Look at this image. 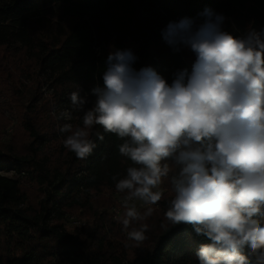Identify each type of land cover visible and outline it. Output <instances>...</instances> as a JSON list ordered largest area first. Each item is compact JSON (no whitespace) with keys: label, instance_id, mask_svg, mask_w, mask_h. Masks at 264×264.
Listing matches in <instances>:
<instances>
[{"label":"clouds","instance_id":"1","mask_svg":"<svg viewBox=\"0 0 264 264\" xmlns=\"http://www.w3.org/2000/svg\"><path fill=\"white\" fill-rule=\"evenodd\" d=\"M200 17L162 30L173 51L194 56L171 83L150 66L136 69L131 49L111 45L102 83L72 92L71 111L60 114L71 120L82 112V123L59 131L81 160L96 147V125L123 141L119 153L130 164L112 179L129 240L147 239L145 221L168 180L172 198L160 227L190 225L205 241L198 264H264V29L249 25L234 35L222 13L205 8Z\"/></svg>","mask_w":264,"mask_h":264},{"label":"trees","instance_id":"2","mask_svg":"<svg viewBox=\"0 0 264 264\" xmlns=\"http://www.w3.org/2000/svg\"><path fill=\"white\" fill-rule=\"evenodd\" d=\"M205 8L227 17L225 29L234 35L249 25L264 29V0H0V49L39 60L59 113L71 109L72 92L85 95L102 83L111 45L131 49L136 69L150 66L171 83L172 73L190 69L194 56L173 51L162 30L184 17L201 19ZM33 110L23 111L17 135L0 141V264H198L195 253L205 241L190 225L160 227L172 198L168 180L145 221L147 239L137 245L108 212L118 194L112 177H122L130 164L119 153L123 141L96 125V147L78 159ZM82 115L73 113L71 124L80 125ZM74 214L91 218L90 229L72 224L69 230L65 221Z\"/></svg>","mask_w":264,"mask_h":264},{"label":"rangeland","instance_id":"3","mask_svg":"<svg viewBox=\"0 0 264 264\" xmlns=\"http://www.w3.org/2000/svg\"><path fill=\"white\" fill-rule=\"evenodd\" d=\"M72 20V18H69L67 24ZM38 62V59H29L21 53H16L14 50L0 49V80L4 77L7 79L5 82H0V141L4 142L11 138L12 135H17L20 130L23 111L30 109L34 111L33 107H36L38 110L37 116L40 119L38 123L48 133L55 132L59 134V142L64 147L63 139L66 134L61 133L59 127L65 123H71V120L63 119L59 113L61 114L66 110L71 111V109L63 107V111L60 109L59 113H57L54 106L53 91L48 84V76L45 73L41 74ZM7 83L11 87L8 90ZM44 111L45 113H43ZM42 115L45 116L41 117ZM47 137L50 138L49 135ZM5 174L13 177L17 176L14 171L5 172ZM22 182L25 183L24 179H22ZM114 197L116 204L111 209H108V212L111 215L110 219L118 222V218L122 217L124 212L121 206L123 194L118 193ZM137 205L139 210L144 209L140 206L139 202H137ZM90 220L91 218H89V221L83 218L84 224L77 226L89 230L91 227ZM65 224L69 230L73 229L70 228L72 224L68 225L67 220Z\"/></svg>","mask_w":264,"mask_h":264},{"label":"built area","instance_id":"4","mask_svg":"<svg viewBox=\"0 0 264 264\" xmlns=\"http://www.w3.org/2000/svg\"><path fill=\"white\" fill-rule=\"evenodd\" d=\"M117 210H118V208H117ZM68 220L71 221V224H73V225L74 224L75 225H82V224H84V222L82 221V219L77 218L75 215H70Z\"/></svg>","mask_w":264,"mask_h":264}]
</instances>
